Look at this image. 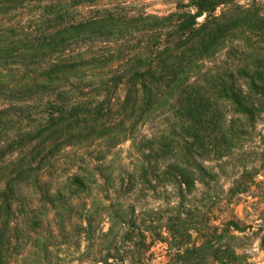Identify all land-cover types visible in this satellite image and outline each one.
Masks as SVG:
<instances>
[{"label":"trees","instance_id":"obj_1","mask_svg":"<svg viewBox=\"0 0 264 264\" xmlns=\"http://www.w3.org/2000/svg\"><path fill=\"white\" fill-rule=\"evenodd\" d=\"M259 121L264 1L174 0L156 15L131 0H0V264H148L155 242L165 264H249L233 243L257 237L264 252V204H246L250 224H217L185 196L209 186L206 163L243 149ZM127 141L145 190H178L147 220L134 201L92 197L81 174L54 189L38 178L59 156L90 166L78 152L102 162ZM249 172L231 195L248 193Z\"/></svg>","mask_w":264,"mask_h":264},{"label":"rangeland","instance_id":"obj_2","mask_svg":"<svg viewBox=\"0 0 264 264\" xmlns=\"http://www.w3.org/2000/svg\"><path fill=\"white\" fill-rule=\"evenodd\" d=\"M131 1L135 2V7L156 15H164L174 9V0ZM239 2L245 4L247 0H239ZM156 130V125L148 124L141 128V134L148 137L149 134L156 132ZM249 139L250 141H244V148L236 150L231 157L208 161L206 166L214 174V180L206 188L198 185V190L193 195L185 196V202L192 210L197 209L196 213L201 218L203 217V222L207 221L205 216L209 212L213 216L212 220H215L217 224L236 217L242 220L243 223L250 224L255 221L256 217L246 215L245 206L248 204V206L253 208L259 203L264 204V154L262 152L264 150V122H258L257 130ZM78 156L84 158L85 164L89 162L90 166H84L78 161L79 159H76L75 163L71 160V157L62 155L58 157L54 166L42 167L38 172V178L46 186L54 189L65 180L67 175L81 174L92 188V197L111 200L121 198V200H127L128 202L134 201L136 203L135 215L138 222L147 220V215L151 216V212H156L159 206L163 209V198H168L171 202L179 201L177 198L178 190L173 189L171 186L167 187V191L170 194L159 187L155 193L151 190H145L146 187L138 179L140 155L130 148L129 141L123 142L108 151L102 162L88 160L83 152H78ZM93 156H96V154ZM95 164L101 165V175L98 174L99 169L95 167ZM158 165L156 161L150 164V176L153 168ZM243 168L251 172H249V175L255 172L256 175H253V181L248 183V193L234 197L229 193L228 189ZM132 178L134 181L136 180L134 184ZM129 187L132 188L131 191H129ZM25 193L28 195V190H25ZM25 197L29 202H35L36 200L33 196ZM78 204L80 205V202ZM101 226L102 228L107 227L106 224H101ZM236 234L240 237L243 236V234ZM233 244L242 246L246 250L249 264H264V252L260 250L257 237L236 241ZM166 254L167 248L165 244L155 242L147 253V263L165 264L167 260Z\"/></svg>","mask_w":264,"mask_h":264}]
</instances>
